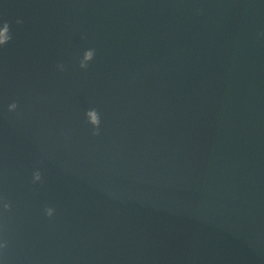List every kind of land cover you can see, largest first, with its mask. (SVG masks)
<instances>
[{
  "label": "water",
  "instance_id": "obj_1",
  "mask_svg": "<svg viewBox=\"0 0 264 264\" xmlns=\"http://www.w3.org/2000/svg\"><path fill=\"white\" fill-rule=\"evenodd\" d=\"M5 22L0 264H264V0H0Z\"/></svg>",
  "mask_w": 264,
  "mask_h": 264
},
{
  "label": "clouds",
  "instance_id": "obj_2",
  "mask_svg": "<svg viewBox=\"0 0 264 264\" xmlns=\"http://www.w3.org/2000/svg\"><path fill=\"white\" fill-rule=\"evenodd\" d=\"M22 20H17V23H22ZM12 36L10 33V25L8 22H5L3 27L0 28V45H4L8 43L11 40ZM95 56V49H88L85 51L83 59L81 60L80 66L82 68L88 67V62L93 60ZM61 68H63V65H60ZM18 105L16 102L11 103L8 108L9 111H15L17 109ZM88 121L91 125L94 126L93 135H99L100 134V125H101V116L100 113L96 109H90L86 113ZM34 181H40L42 180V174L39 170H37L34 173ZM4 207L10 208L9 204H5ZM46 214L51 217L54 214V209L52 207H47L45 209ZM0 247H7V242H5L3 245H0Z\"/></svg>",
  "mask_w": 264,
  "mask_h": 264
}]
</instances>
